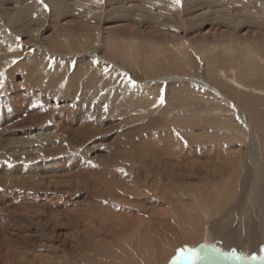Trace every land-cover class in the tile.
<instances>
[{
	"label": "rangeland",
	"instance_id": "obj_1",
	"mask_svg": "<svg viewBox=\"0 0 264 264\" xmlns=\"http://www.w3.org/2000/svg\"><path fill=\"white\" fill-rule=\"evenodd\" d=\"M261 128L264 0H0V264L264 257Z\"/></svg>",
	"mask_w": 264,
	"mask_h": 264
},
{
	"label": "water",
	"instance_id": "obj_2",
	"mask_svg": "<svg viewBox=\"0 0 264 264\" xmlns=\"http://www.w3.org/2000/svg\"><path fill=\"white\" fill-rule=\"evenodd\" d=\"M192 249H195L197 253L195 260L188 259L187 257L191 254L186 252L166 264H264V259L261 257L251 258L237 255L239 258H236L232 256V253L222 251L206 243H200Z\"/></svg>",
	"mask_w": 264,
	"mask_h": 264
},
{
	"label": "bare ground",
	"instance_id": "obj_3",
	"mask_svg": "<svg viewBox=\"0 0 264 264\" xmlns=\"http://www.w3.org/2000/svg\"><path fill=\"white\" fill-rule=\"evenodd\" d=\"M178 47V46H177ZM182 49V48H181ZM181 51V50H180ZM236 83V82H235ZM236 85H237V83H236ZM243 86V85H242ZM238 87H240L239 85H238ZM244 87V86H243ZM236 88H237V86H236ZM244 99V101H246V99L245 98H243ZM254 99V98H253ZM238 100V99H237ZM241 100V99H240ZM252 98L250 99V98H248V101H247V103L249 104L248 106V111L249 112H252V105L255 103H253L252 101ZM257 100V99H256ZM254 101V100H253ZM260 132H261V139H262V141H261V144H260V142H259V144H260V146H258V148H257V150L259 149V156L258 157H260L258 160H260V164H258V165H260V169H259V166L256 164L255 166H256V168H257V170L255 171L256 172V177L255 178H257L256 180H258L259 182H261L262 183V185H263V188H264V128H261L260 129ZM225 157H227L226 155H225ZM257 157V158H258ZM213 158V157H212ZM256 160V162H257V159H255ZM234 163H235V166H237V167H239V162L238 163H236V162H233L232 164V166H234ZM231 166V168H233ZM205 167V166H204ZM220 167V166H219ZM145 168V167H144ZM211 167H209V169H210ZM217 168V167H216ZM236 167H234V169H235ZM230 169V168H229ZM217 170V169H216ZM237 170V169H236ZM253 170V169H252ZM212 171V170H211ZM218 171V170H217ZM221 171L223 172V170L221 169ZM225 172H226V170H224ZM228 171H230V170H228ZM235 170H233L232 169V171H230L228 174H226L225 172H223V173H225V175H227L229 178L231 177L230 175H232L233 174V172H234ZM249 171V170H248ZM210 172V171H209ZM208 172V173H209ZM213 172H215L216 173V171L214 170V171H212L211 173H213ZM219 172H220V170H219ZM112 174V173H111ZM252 174H254V172H252ZM213 175H214V173H213ZM222 175V174H221ZM224 175V176H225ZM235 175H237V172L235 173ZM217 176H218V173H217ZM219 176H220V174H219ZM227 176H225V177H227ZM244 177H243V179H242V181H241V189H242V191L243 192H245L246 190H245V187H244V185L243 184H245L246 183V181L247 180H244L245 179V174L243 175ZM123 178V177H122ZM212 178V177H211ZM214 178V177H213ZM212 178V179H213ZM221 178V177H220ZM246 178H247V176H246ZM253 178V177H252ZM227 179V178H226ZM238 179V178H237ZM255 180V181H256ZM111 183V182H110ZM115 182H113V184H114ZM112 184V185H113ZM228 184H230V183H228ZM223 185V184H222ZM226 186H228V185H226ZM105 187V186H104ZM115 187V186H114ZM125 187H123L122 189H124ZM230 188V187H229ZM116 189V188H115ZM120 190V189H119ZM229 190V189H228ZM238 191V190H237ZM109 192H111V190H109ZM220 192H221V190H220ZM223 192V191H222ZM112 193V192H111ZM227 193V192H226ZM242 192H240V194H241ZM106 194V193H105ZM129 194V193H128ZM221 194V193H220ZM229 195V194H228ZM239 196H241V195H239ZM258 196V195H257ZM226 197H230V196H226ZM104 198V197H103ZM109 198V197H108ZM105 199V198H104ZM108 200V199H107ZM227 200V199H226ZM64 202V201H63ZM108 204V203H107ZM218 209V208H217ZM217 212H218V210H217ZM111 217V216H110ZM236 218V217H235ZM260 223V222H259ZM254 224V223H253ZM261 224V223H260ZM260 226V225H259ZM256 229V227L255 228H253L252 226L251 227H248V228H245V231H244V236L246 237L245 239H254V238H256L255 237V235L258 233V231H256L255 230ZM243 231V230H242ZM257 232V233H256ZM236 235V234H235ZM187 237H189L188 235H185L183 238H187ZM142 238H143V240H144V238H145V236H142ZM148 239V238H147ZM177 239H182V238H177ZM175 241V240H174ZM227 241H229L230 243H231V247H239L240 246V244H236L235 243V241H232V240H230V238H228V240ZM250 241V240H249ZM150 242V241H149ZM226 242V241H225ZM252 242V241H251ZM207 244V243H206ZM226 244V243H225ZM248 244V243H247ZM228 245V244H227ZM242 245V244H241ZM245 247H246V245H245ZM245 247L243 246V248L245 249ZM128 248H130L129 246H128ZM145 252V251H144ZM146 253V252H145ZM164 253V250L162 251V254ZM166 253V252H165ZM164 253V254H165ZM246 253V252H245ZM111 254V253H110ZM137 255H139V254H137ZM144 255V254H143ZM113 256V255H112ZM112 256H110L109 254H108V256L106 257V255H105V257L106 258H110V257H112ZM117 256V255H116ZM147 256V255H146ZM116 259V258H115ZM117 260V259H116ZM123 260H125V258H124V256H123ZM117 261H119V260H117ZM122 262H124V263H122V264H137L138 262H136V260L135 259H129V260H126V261H122ZM109 263H111L110 261H109Z\"/></svg>",
	"mask_w": 264,
	"mask_h": 264
},
{
	"label": "snow or ice",
	"instance_id": "obj_4",
	"mask_svg": "<svg viewBox=\"0 0 264 264\" xmlns=\"http://www.w3.org/2000/svg\"><path fill=\"white\" fill-rule=\"evenodd\" d=\"M175 2H176V3H179L180 0H175ZM130 82H131V81H130ZM133 83H134V82H133ZM161 103H163V97H161ZM185 251L191 254L190 256L187 257L188 259H190V260H195V259H196V257H197V253H196V250H195V249L181 250V255H183ZM232 256H233V257H236V258H239V257L237 256V253H236L235 251H233ZM261 259H264V257H261Z\"/></svg>",
	"mask_w": 264,
	"mask_h": 264
}]
</instances>
